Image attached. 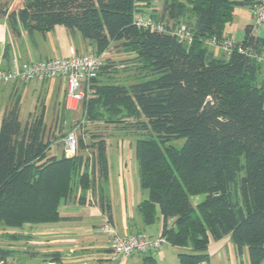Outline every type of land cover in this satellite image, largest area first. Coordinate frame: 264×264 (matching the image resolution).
Here are the masks:
<instances>
[{
  "label": "trees",
  "instance_id": "1",
  "mask_svg": "<svg viewBox=\"0 0 264 264\" xmlns=\"http://www.w3.org/2000/svg\"><path fill=\"white\" fill-rule=\"evenodd\" d=\"M152 2L25 0L18 11L0 7V19L7 17L13 34L18 25L29 34L61 25L80 33L98 54L116 43L121 52L133 55L135 80L103 82L97 76L83 103L82 120L72 126L121 125L136 136L139 183L148 193L137 211L150 225L158 208L163 218L160 236L190 249L179 253L180 264L207 263L210 241L225 236L239 253L247 248L250 264H261L264 80L259 58L264 37L254 35L252 25H247L242 40L220 57L206 43L211 37H225L235 7L250 8L257 0H162L160 11L153 8L145 15ZM136 14L163 23L167 31L137 27ZM178 25L190 30L189 43L169 32ZM105 69L103 65L98 74ZM45 130L43 111L21 122L18 97L1 115L0 227L66 219L58 208L75 189L81 192L79 203L90 191L101 209H110L103 133L81 130L74 154L66 156L51 153ZM180 139V147L172 144ZM201 194L204 199L193 204L192 197ZM168 218H174L172 227L166 224ZM10 253L0 247V260L6 264ZM59 255L48 254L53 261Z\"/></svg>",
  "mask_w": 264,
  "mask_h": 264
},
{
  "label": "crops",
  "instance_id": "2",
  "mask_svg": "<svg viewBox=\"0 0 264 264\" xmlns=\"http://www.w3.org/2000/svg\"><path fill=\"white\" fill-rule=\"evenodd\" d=\"M25 0H0V7L7 8L8 12L18 11L24 7ZM252 25L253 34L264 37V25L255 26L250 8L247 6L235 7L233 17L223 31V35L240 42L244 35V28ZM18 33L13 34L7 17L0 19V61L4 67H9L11 61L29 62L32 60L49 59L53 57H66L72 51L83 54L94 50L92 44L84 40L77 31H70L61 25H56L44 33L34 31L29 34L20 25ZM214 56L223 55L221 48L207 45ZM6 52V56H5ZM260 77L264 80V49ZM19 98V118L21 122L39 111L44 112L46 128L63 122L70 124L74 118H83L82 109H70L68 104L66 84L63 79H42L26 83L0 85V118L5 108L11 101ZM57 116V121H52V115ZM55 116V117H56ZM74 117V118H73ZM53 123V124H52ZM102 133L106 141V153L109 164L108 180L105 185L106 196L110 209L104 211L98 204L96 195L90 191L86 193L83 204L78 202L81 194L79 189L73 191V195L59 205V215L64 220L30 226L29 231L17 232L7 248L11 253L19 247V242L25 240L21 236L29 233V239L24 243L33 246L34 251L44 253L43 264H180L178 255L189 252V248L176 247L166 241L156 250L145 254H133L128 257L113 255L110 248L109 237L104 225L108 224L118 234H132L146 232L155 238L161 235L163 218L156 209V219L153 224L146 225L141 214L137 211L138 204L147 198V191L141 189L138 175V164L135 156L134 136L130 131L121 129V125L115 126L111 131L110 125L103 124ZM72 129H77L73 127ZM58 139L51 144V153L72 156L74 151L66 148V143ZM85 155L88 153L83 152ZM168 227L174 224V218L166 220ZM17 240V242L13 241ZM14 249V250H12ZM209 261L201 264H250L247 248L239 253L229 236L220 240H211L208 245ZM58 252L60 259L53 261L48 254ZM10 253V254H11ZM6 264L8 257L6 258Z\"/></svg>",
  "mask_w": 264,
  "mask_h": 264
},
{
  "label": "built area",
  "instance_id": "3",
  "mask_svg": "<svg viewBox=\"0 0 264 264\" xmlns=\"http://www.w3.org/2000/svg\"><path fill=\"white\" fill-rule=\"evenodd\" d=\"M250 13L254 25L263 26L264 0H257V3L250 7ZM134 24L139 28L167 31L163 23H156L149 16L141 14L135 15ZM169 32L186 43L192 39L190 30L184 25L175 26ZM206 43L221 48L225 53H228L234 45V41L228 37L221 39L211 37ZM103 65V53L98 54L94 50L83 54L72 51L66 57H53L29 62H18L13 59L9 67H4L0 61V85L26 83L37 79H63L66 84L67 97L70 99L68 107L73 110H83V103L92 92L91 87L94 79ZM67 145L69 150L74 151L76 137L72 132L67 136ZM104 229L109 237L113 255L128 257L136 253L145 254L158 249L165 241L161 236L153 238L146 232L118 234L108 224L104 225ZM0 264L5 263L0 260Z\"/></svg>",
  "mask_w": 264,
  "mask_h": 264
},
{
  "label": "rangeland",
  "instance_id": "4",
  "mask_svg": "<svg viewBox=\"0 0 264 264\" xmlns=\"http://www.w3.org/2000/svg\"><path fill=\"white\" fill-rule=\"evenodd\" d=\"M162 6V0H153L151 3L150 7H147L145 9L146 13L145 15H148L150 12L153 11V8L157 11H160ZM132 57L133 55H128L126 53H123L118 49L116 46V43H113L109 49H107L105 52H103V62L104 66H106V69L104 72L101 74L99 73L97 76L98 81H112V82H117V83H130L135 80L136 77V71L134 68V65L132 64ZM53 114L52 115V121L54 119L57 121V116ZM74 118V117H73ZM64 117L61 118L59 123H55L54 125H50V128H46V136L51 140V142H54L58 139H61L64 143H66V148L68 149L67 145V136L69 133H73L75 137H77L78 133L81 130H87L90 132H102L103 129L107 128L104 127L103 123H85V126L83 128H77V129H72L74 126H72V123L70 124V115H68V124H65L63 122ZM81 119L74 118L75 121H79ZM53 124V123H52ZM111 126V131L114 130L115 126ZM104 132V131H103ZM184 142V139L180 140H174L172 141V144L180 147ZM204 199V195H198L192 197L191 201L193 204H196L200 202L201 200ZM29 226H40L39 224H25L22 228H3L0 227V247L2 248H7L10 246V242L12 241L10 239L11 234H16L13 233L14 231L21 232V231H29ZM25 240L22 242H19V248L12 252L10 255H8V262L10 264H43V257L44 253L39 252V251H34L33 246H27L26 243H24L27 239H29V233H25L24 235L22 234ZM14 242L17 240H13ZM14 250V249H12ZM264 264V261L261 263Z\"/></svg>",
  "mask_w": 264,
  "mask_h": 264
}]
</instances>
